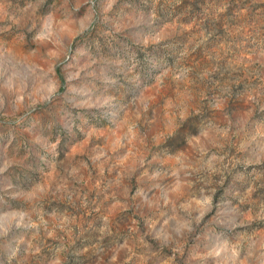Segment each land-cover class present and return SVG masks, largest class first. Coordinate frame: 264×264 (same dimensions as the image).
Here are the masks:
<instances>
[{
  "label": "rangeland",
  "instance_id": "rangeland-1",
  "mask_svg": "<svg viewBox=\"0 0 264 264\" xmlns=\"http://www.w3.org/2000/svg\"><path fill=\"white\" fill-rule=\"evenodd\" d=\"M0 264H264V0H0Z\"/></svg>",
  "mask_w": 264,
  "mask_h": 264
}]
</instances>
